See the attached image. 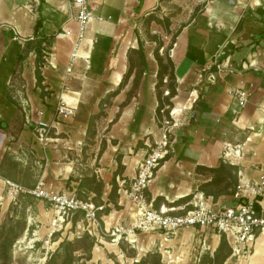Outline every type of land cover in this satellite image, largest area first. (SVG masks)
Returning <instances> with one entry per match:
<instances>
[{
    "label": "crops",
    "instance_id": "obj_1",
    "mask_svg": "<svg viewBox=\"0 0 264 264\" xmlns=\"http://www.w3.org/2000/svg\"><path fill=\"white\" fill-rule=\"evenodd\" d=\"M91 3L99 18H90L78 49L87 63L76 58L63 79L76 29L66 2L0 0V191L18 171L35 178L25 188L44 178L56 191L75 196L81 191L108 208L101 215L106 230L125 212L111 208V198L118 203V188L164 139L167 154L155 168L147 199L177 213L198 197L212 210L231 205L238 183H257L264 176V0ZM67 29L68 36L63 34ZM38 43L46 53L40 64ZM214 59L232 70L216 69ZM236 86L249 91L240 109L228 93ZM166 97L170 104L160 107L168 108L169 124L162 123L158 110L159 99ZM60 99L71 109L69 115L56 114ZM29 107L33 119L39 109L51 124L44 147L34 137L32 120L27 121ZM235 145L237 153L225 157ZM7 156L16 164L15 176L1 175ZM219 166L226 179L203 193L200 185L218 176L205 168ZM83 176L97 188L82 183ZM34 199L36 217L47 230L52 211L45 200ZM257 209L264 219V189ZM193 231L212 255L220 236L211 227L190 228L173 239L184 244ZM222 264H264V228L248 250L231 251Z\"/></svg>",
    "mask_w": 264,
    "mask_h": 264
},
{
    "label": "built area",
    "instance_id": "obj_2",
    "mask_svg": "<svg viewBox=\"0 0 264 264\" xmlns=\"http://www.w3.org/2000/svg\"><path fill=\"white\" fill-rule=\"evenodd\" d=\"M64 1L69 10L68 18L75 22L76 29L73 33L72 46L63 79L70 73L71 65L76 58L82 57L87 63V59L78 52L79 44L83 39L90 18H99L93 14L95 5L91 3V0ZM63 34L68 36L71 31L69 29L64 30ZM45 55V51L41 49L40 58L45 59ZM214 65L218 70L227 68L231 71L233 68L221 62L217 63L215 59ZM208 75L212 77L211 73ZM62 84L66 87L64 80ZM228 93L236 109L242 108L248 101L249 91L244 87H231ZM27 110L29 116L26 118L27 121L32 120L33 122L34 137L44 147L49 140L51 124L41 118V110L36 109L34 111L35 115L38 116L35 119L32 118L31 107L27 108ZM164 110V107L159 109V113L162 115L161 121L163 124H169V121L164 117ZM70 113L71 109L60 99L56 107V114L66 116ZM236 146L227 148L223 155L229 158L230 155L236 154L238 151ZM166 154L167 149L164 139L156 142L155 146L137 162L134 176L126 184L122 183L118 188V203L128 206L129 226H123L119 222L111 225L110 234L115 235L114 239L118 238V233L121 232L126 234L128 241L135 242L134 230H138L145 233H156L160 237L161 242L165 244L180 228L211 227L219 236L224 237L232 252L239 253L240 251L248 250L249 242L264 228V219L255 207L257 205V195L264 189V176L257 183H238L232 193L234 202L231 205L212 210L201 197H198L192 201L190 208L177 213L172 206H168L165 203L154 205L153 201L146 197V190L149 182L154 177L155 168ZM5 184L8 194L22 192L34 198L43 199L48 203L52 211L48 221V236L61 228L65 220H67L66 224H68L71 216L77 212L82 213L83 219L87 223V232L89 234L97 233L98 218H101L99 214L103 212L104 204L95 203L90 199L81 200L70 192L56 191L46 186L41 179H38L30 188L22 187L8 179L5 180ZM129 235L132 236L131 240L128 237Z\"/></svg>",
    "mask_w": 264,
    "mask_h": 264
},
{
    "label": "rangeland",
    "instance_id": "obj_3",
    "mask_svg": "<svg viewBox=\"0 0 264 264\" xmlns=\"http://www.w3.org/2000/svg\"><path fill=\"white\" fill-rule=\"evenodd\" d=\"M160 21H163V19ZM164 26L166 27V25ZM40 61H42V58H40ZM167 109L164 110V115ZM49 133L51 134L50 129ZM3 161L6 172L1 175L15 176L17 167L13 162L14 160H11L7 156L3 158ZM20 172L18 171L16 180H13L17 184L24 186L25 183L28 184L30 181H34L35 178L32 180L30 175L27 173L21 174ZM83 177L81 178L82 183L90 184L86 180L87 177ZM90 186L95 189L97 188L95 182L91 183ZM76 194L77 198L87 200L81 191L76 192ZM35 200L33 197L22 192L8 194L7 188L0 191V226H4L3 230L7 227H12V234L16 233L17 235L8 250L10 257L9 264H44L51 253L55 251L62 252L63 248L60 246L62 241H74L76 239L79 241H76L74 246L78 247V249L73 251L74 257L70 264H133L134 261L139 260L147 253H157L161 264H199V259L205 254V250L202 249L203 237L198 231H193L194 235L188 238L184 244H178L179 242L177 240L174 241V235L169 238L171 240L164 244L156 233H145L134 230L136 240L135 242H130L127 240L126 234L121 232L118 233V238L114 239L115 235L110 234L112 230L111 226L104 230L101 218H98L97 233L89 234L86 230L87 223L80 212L73 214L68 224H66L67 220H65L61 228L48 236V230L44 229L42 222L38 221L39 218L36 217V211L34 209ZM90 200L98 203L97 200ZM111 202V208L115 210L122 208L125 211L117 214V222L123 226H129L127 215L128 206L126 205L124 207L123 204L118 205L117 199L114 198H111ZM44 207L46 209V205ZM107 209L104 206L102 213H106ZM115 220L110 225L117 223ZM198 228L201 229V227ZM189 229L180 228L176 233L178 234ZM84 234L92 237L88 250H86V246L89 240L82 238ZM111 243L113 245H110ZM179 246L182 247L179 248ZM166 254H172L173 256L179 254L181 258H175L173 261H169L166 258ZM56 262L59 264L61 258L57 257Z\"/></svg>",
    "mask_w": 264,
    "mask_h": 264
},
{
    "label": "trees",
    "instance_id": "obj_4",
    "mask_svg": "<svg viewBox=\"0 0 264 264\" xmlns=\"http://www.w3.org/2000/svg\"><path fill=\"white\" fill-rule=\"evenodd\" d=\"M37 48H38V53L36 54V62L39 63L40 61L39 43L37 45ZM167 64L170 67L169 73H168V79L171 80L173 78L171 74V64L168 61H167ZM37 65L38 64H36L35 66L34 73H35L36 80L39 81L40 77H39V71H38ZM171 94H172V90L170 89L169 95L171 96ZM162 103L169 105L170 103L168 101V97H166L165 99H159L158 110L161 108L160 106L162 105ZM205 170L213 172V173H217L218 176L211 182L206 183L204 185H200V189L203 193H206L207 191L205 189L206 186L207 187L216 186L226 179L225 176H221V174L225 170L222 166H219L218 168H214V169L205 168ZM255 207L257 208V205ZM3 228H4L3 225L0 226V264H9L10 257L8 254V250H9V247L12 241L15 239L17 235L16 233L12 234V231H13L12 227H7L5 228V230H3ZM82 238L84 239L86 238L89 240V243H87V246H86V250H88V247H90V244L92 241V237L88 236L87 234L86 235L84 234ZM76 241H79V240L76 239L74 241H68V240L62 241L60 243V246L63 248L62 252L55 251L51 253L44 264H58L56 262L57 257L61 258V262L59 264H70V262H72V259L74 257L73 251L78 249V247L74 246V243ZM229 253H230V248L227 242L225 241L223 236H220L219 244L216 247L213 254L212 255H209L208 253L203 254L201 258L199 259V264H222V262L228 256ZM133 264H161V263L159 261V255L157 253H147L145 256L141 257L139 260L134 261Z\"/></svg>",
    "mask_w": 264,
    "mask_h": 264
},
{
    "label": "bare ground",
    "instance_id": "obj_5",
    "mask_svg": "<svg viewBox=\"0 0 264 264\" xmlns=\"http://www.w3.org/2000/svg\"><path fill=\"white\" fill-rule=\"evenodd\" d=\"M129 234H130V233H129ZM128 237H129V239L131 240V237H132V236H131V235H129ZM166 256H168V254H166Z\"/></svg>",
    "mask_w": 264,
    "mask_h": 264
}]
</instances>
